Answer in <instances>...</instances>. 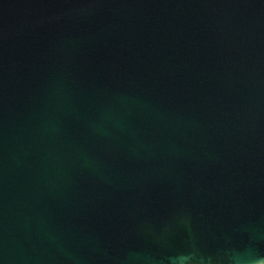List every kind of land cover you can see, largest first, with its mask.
Masks as SVG:
<instances>
[{
  "label": "water",
  "instance_id": "95a60500",
  "mask_svg": "<svg viewBox=\"0 0 264 264\" xmlns=\"http://www.w3.org/2000/svg\"><path fill=\"white\" fill-rule=\"evenodd\" d=\"M0 264H264V0H0Z\"/></svg>",
  "mask_w": 264,
  "mask_h": 264
}]
</instances>
